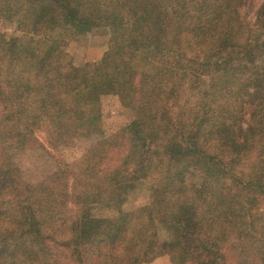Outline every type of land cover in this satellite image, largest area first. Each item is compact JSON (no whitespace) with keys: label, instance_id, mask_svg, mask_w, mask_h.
Returning a JSON list of instances; mask_svg holds the SVG:
<instances>
[{"label":"trees","instance_id":"obj_1","mask_svg":"<svg viewBox=\"0 0 264 264\" xmlns=\"http://www.w3.org/2000/svg\"><path fill=\"white\" fill-rule=\"evenodd\" d=\"M0 18L31 31L0 34V264H264V0H0ZM65 26L111 30L98 65L61 62L44 34ZM91 74L132 120L25 180L10 152L67 146ZM137 181L147 202L120 209Z\"/></svg>","mask_w":264,"mask_h":264},{"label":"rangeland","instance_id":"obj_2","mask_svg":"<svg viewBox=\"0 0 264 264\" xmlns=\"http://www.w3.org/2000/svg\"><path fill=\"white\" fill-rule=\"evenodd\" d=\"M188 2V0H187ZM111 30L106 27L97 28L88 33H77L65 26L48 31L44 37L48 40H63L65 48L61 62L73 68L86 63L98 65L111 39ZM0 34L5 38H16L26 42L31 38L30 21L23 19L18 25L0 18ZM146 52L136 54L133 60L140 64ZM90 75L87 84L80 90L71 104V113L66 118L73 127L72 139L67 146H55L49 143L44 132L37 136L43 144L41 147L14 149L10 152L11 165L29 182H38L47 177L58 166L66 164L75 166L87 149H95L99 140H105L117 134L121 128L132 120V112L124 108L115 95H101ZM207 77L199 80L201 88H207ZM120 209H135L147 202V188L144 182L137 181L118 189ZM111 209L93 206L96 215H109ZM136 264H174L168 254L160 253L147 262Z\"/></svg>","mask_w":264,"mask_h":264}]
</instances>
